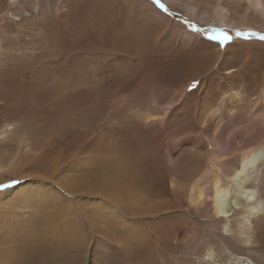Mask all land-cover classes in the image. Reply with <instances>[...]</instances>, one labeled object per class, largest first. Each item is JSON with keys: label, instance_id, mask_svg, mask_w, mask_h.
<instances>
[{"label": "rangeland", "instance_id": "obj_1", "mask_svg": "<svg viewBox=\"0 0 264 264\" xmlns=\"http://www.w3.org/2000/svg\"><path fill=\"white\" fill-rule=\"evenodd\" d=\"M171 1L0 0V73L13 70L15 62L19 66L29 61L35 67L36 63L41 69L46 67L44 72L50 77L53 68L47 63L62 71L58 75V98L51 102L47 99L44 104L51 107V111H60L63 119L50 120L49 113L40 114L38 108L42 103H27L22 114L13 119L8 109H0V192L22 182L30 184L31 180H18L16 174H20L23 167L22 177L34 173L55 182L62 171L60 184L74 194L73 211L66 202L61 207L58 204V210L49 202L44 208L40 204H21L30 217L37 216L36 222L55 216L61 218L66 231L74 233L66 246H47L51 254L66 257L65 260L56 258L55 264H201L194 250L200 248L207 237L216 244L223 240L219 242L221 246L222 242H233L231 234L217 228H212L213 234L209 236L208 223L201 214L196 219L188 217L187 212L180 210L179 203L185 190L208 169L207 152L211 148L199 149L202 144L208 145L202 132L208 122L213 121L211 130L214 132L210 130V135L216 141L222 137L232 142L234 138L239 139L244 130L252 128L254 113L251 110L257 108V120L264 118V40L260 38L264 36V23L253 16L245 22L248 27L241 30L224 27L217 24L216 12L210 6L200 8L197 15L191 16ZM230 18L239 20L236 15ZM224 48L230 49L229 57H239L219 67L216 57ZM244 49L249 51L245 53ZM13 84L18 86L14 80L10 89L0 87V105L5 103L2 94L12 96L14 93V100L20 97L15 91L18 87ZM45 84L44 89L49 90L58 86L52 82V77ZM236 92L242 95L241 105L230 103ZM52 103L55 105L51 106ZM225 107L229 112L220 110ZM38 144L42 150L34 147ZM72 146L75 149H71ZM135 165L143 174L134 175V181L149 180L151 184L144 183L149 188L156 185L153 181L157 175H164L167 195L161 199H171L172 183L181 189L180 193L174 192V204H177L173 212L153 218L159 222L167 216L174 219L170 222L164 250L154 241L151 228L141 224L137 233L130 231L131 226L124 230L121 213L112 209L107 216L109 231L114 228L109 237L100 227L95 230L88 227L87 219L92 218L90 201L95 206L100 201L95 198L89 201L92 196L81 193L95 188L100 181L94 179L106 173L121 180ZM262 192L255 189L254 195L262 197ZM231 198L230 193L228 199ZM103 207L106 206L100 208ZM0 210V215L5 213L3 207ZM233 220L234 216L229 218V226ZM176 223L184 224L179 236ZM2 225L5 223L0 221V227ZM39 230L38 233L42 231ZM125 231L133 234H125ZM43 232L45 229L40 234ZM237 246L235 255L246 257L241 264H252L254 251L246 244L237 243ZM138 247L143 251L136 256ZM126 248L134 255L126 254ZM214 251L213 259L205 256V264H236L237 260L234 263L222 248Z\"/></svg>", "mask_w": 264, "mask_h": 264}, {"label": "bare ground", "instance_id": "obj_2", "mask_svg": "<svg viewBox=\"0 0 264 264\" xmlns=\"http://www.w3.org/2000/svg\"><path fill=\"white\" fill-rule=\"evenodd\" d=\"M171 2L177 8L186 10L191 16L197 15L200 8L206 9L208 6H210L211 8H214L213 12H216L215 21H217V24L224 27L230 26L233 28H238L237 30H241L245 27H248V25H246L245 22L247 18L251 19L253 16H256L260 21V23H264V0H194L193 2H187V3L182 2L180 0H172ZM232 15L238 16L239 20L231 19L230 17ZM26 35L29 34L27 33ZM233 44H237V43L234 42ZM223 50L224 51L219 52L216 57V62L217 61L220 62L219 67L220 65L226 66L230 64L231 61H235L234 58L235 56L239 57V55H235L233 58H231L229 57L230 49L224 48ZM248 51L249 50L247 51L245 49L243 50V52L245 53ZM227 58L228 60L226 62ZM47 64L50 65L51 68H53V73L51 76L52 82H55L58 85L57 87L55 86L53 90H49L48 88L44 89L45 88L44 85H46L45 83L51 77L47 73H45L47 71V68L43 67V69H41L40 68L41 66H38L37 63L35 67V65L31 64L30 61L28 63L19 66H16V62H15V64L13 63L14 66L12 67L10 66L13 70L10 69L11 71L0 73V87L3 88L8 87L10 89V86L12 85V83H14V80H16V83H18V86L16 84H13V86L16 85V87H18V89L16 90L14 89V90L20 96V97L17 96L16 100H14L12 97L14 94L12 93L13 91L11 92L12 96L2 94L3 96L2 99L5 100V103L0 105V109L2 108L8 109L10 118L13 119L15 117H18L20 114H22V110L25 108L24 106L27 103L35 102L39 104L42 103L40 104L39 108L38 106L36 107L38 108L40 114L49 113L51 117L50 120L51 119L55 120L58 117L59 118L61 117L63 119L64 115L60 111H54V110L51 111L50 110L51 107L49 108L47 105L44 104L47 99L51 102L52 99L58 98L60 92L58 75L62 74V71H60L57 67H52L51 62ZM13 86L12 88H15ZM241 96L242 95L239 92L234 93V96L231 97L230 103L234 102L235 104L241 105ZM223 103H225V100ZM54 105L52 103L51 106ZM221 108L220 110L223 111V113L229 110V109L227 110L226 107L224 109ZM256 109L254 110L250 109L254 113L253 123H252L253 126L250 123L252 128L248 127L249 129H247L246 131L244 130L243 131L244 133L241 135L239 139L234 138L232 142H228L226 141V139L223 140L222 137L216 141L215 137L210 135L211 132H214L211 130V128L213 127L212 120L208 122L207 126H205L206 128L204 129V131H202L203 134L206 135V140L208 142V145L202 144L200 145L199 149L205 151L208 147L211 148L210 151L207 152L208 169L202 175H199V177L196 179L195 182H192V186L190 187L189 190H185L184 198L179 203L180 210H182V212L184 211L187 212L189 214L188 217L191 216L194 219H196V217L201 214V216L208 223L207 233L209 234V236L210 234H213L212 228H217L218 230L220 229V231L222 230L225 233L231 234L230 236L233 237L232 239L233 242H231V240H228V244L222 242L223 246H221L219 245V242L223 240L221 239L220 241L218 240L219 242L218 244H216L214 240L211 239L212 240L211 241L209 237H207L203 241L200 248L198 247L199 249L197 248L194 250L195 258L196 260H200L201 264H205L204 262V260H206L205 256L212 257L211 259L214 258L213 254L215 253L214 251L215 248L217 249L222 248V251L225 252L227 251L228 256L231 257L232 260H234V263L236 260H237L236 264L244 263L246 261L245 260L246 257L243 258L242 256L235 255L234 253L235 250L237 251L239 249L237 243L246 244L254 251L252 256V258L254 259L252 260L248 257L252 261V264H264V199H263L264 182H262L264 181V118L262 119L260 118L259 120L256 119L257 118L256 115H258ZM228 114L229 113H227V115ZM234 114L235 113H233V115ZM235 140L238 141L235 143ZM34 147L36 149H41V150L43 148L39 144ZM71 149H75V147L72 146ZM219 149L221 150V152H219ZM86 158L88 157L86 156ZM82 159L84 160V158ZM68 168L71 169V167ZM254 168L257 169L251 171ZM87 170L88 169H86V171ZM132 170L133 171H131V173L128 174L124 173L125 175L121 179L122 181L111 173L103 174L96 179L92 177L94 180L100 181V183L95 185V188L86 190L84 193L81 194H86L88 196L91 195L92 197L89 196L90 197L88 199L89 201L95 198L98 199L100 203L97 202L98 204L95 206V203L93 201H90L91 202L90 204L92 205L89 214L92 218L90 220L87 219V223L89 225L88 227L92 230H95L96 228L100 227L101 232L104 234L108 233L107 236L109 237V235L112 234L111 230H113L114 228H111L109 231V227H107V221L109 218L107 216L111 214V209H112L116 213H121L123 223L125 222L124 226H122L124 230L128 229V226H131L133 230L130 231H133V233H137L139 231V226H141V224H144V226L147 225L149 228H151V230H153L152 233H153L154 241L156 240V244H159V248L164 250L165 238L169 236L168 231L170 228V222H173L174 219L167 216L164 217L165 220L163 222H159V221H154L153 218L159 214H165V215L170 214L171 210L175 208L177 204V203L174 204V200H176L174 192H178V191L181 192V189H179L180 187H178L176 184L172 183L173 193L170 196L171 199L169 198L161 199L162 197L167 195L166 188L164 187L165 186L164 175L163 174L157 175V178L153 181V184L156 185L153 186L150 185L151 187L149 188V186L147 185L144 186L145 182L151 184V181L149 180L148 181L141 180L139 183H136L134 181L135 179L134 175L143 174V172H141L139 168L136 167V165ZM24 171L25 170L22 167L20 174H16L17 177L20 178V179L18 178V180L19 181H25L24 179L31 180L30 184L22 182V184L19 183L18 186L13 187L12 189H6L0 192V209L1 207L5 209L4 210L5 213L3 212L4 214L0 215V221L5 223V225H2L0 227L1 228L0 264H55L54 261L56 260V258H60V260H65L66 257L64 255L62 256L61 254H56V256L54 254H51L50 251H48L49 248L47 246L49 244L58 247L62 245L66 246L68 243L67 241L70 238V235L72 236L74 233L70 231L69 233L68 231H66L67 229L66 230L64 229L63 223L60 222L61 218H56L55 216H48L47 218H42L40 222H36L35 219L37 216L34 218L33 216L30 217V215L26 213L22 207L27 203L29 204V206L30 205L36 206V204H40L39 206L41 208H44L48 206L47 202H49V204L51 203L55 205L52 206V208L54 209L56 208V210H58L57 205L59 204V206L61 207V204L63 205L66 202V206L68 207V209H70V211H73V209H75L73 208L72 205L74 194H70L71 191L68 192L60 184V179L63 176L62 171L59 172V176L57 177L58 182H55L56 180H50V178H47L43 175L36 176V174L34 173L22 177L21 175L23 174L24 176L23 173ZM70 174L72 173L70 172ZM46 182L47 184L45 185L44 183ZM144 188L148 192L150 191V194H147L146 193L147 191L143 190ZM255 189H257L259 192L263 191L262 192L263 196L256 197L254 195ZM77 193H79V191H77ZM230 193L232 198L228 199ZM63 201L64 203H62ZM17 204L19 205L16 206ZM21 204L23 206H21ZM101 206H106V207L105 208L103 207V209H101L100 208ZM96 209L97 210L100 209L99 212H96ZM231 212L232 214H230ZM232 216H234V220L232 222V225L229 226L228 220ZM141 219H144L145 221L140 222ZM129 220L130 222H127ZM67 223H69V221ZM151 223H155V224H151ZM215 224L218 225V227H215ZM183 225L184 224H179V223L175 224L177 236H179L184 231ZM37 228L42 229V231L43 229H45V233L43 232L44 234H40L42 231L38 233L40 230L39 229L36 230ZM92 233L94 232L92 231ZM127 233L133 234L129 231L128 232L125 231V234ZM218 236L221 237V235ZM78 237H80V235ZM53 250L54 249H52V251ZM246 250L248 251V249ZM140 251L143 250L138 247L135 252V255L138 256V253ZM77 252L78 251H76V253ZM125 253L130 256L134 255V253L130 251L129 248L125 249ZM79 261L80 259H78L77 263H79ZM214 263L216 264V262Z\"/></svg>", "mask_w": 264, "mask_h": 264}, {"label": "snow or ice", "instance_id": "obj_3", "mask_svg": "<svg viewBox=\"0 0 264 264\" xmlns=\"http://www.w3.org/2000/svg\"><path fill=\"white\" fill-rule=\"evenodd\" d=\"M157 2H158V0H157ZM238 35H245L244 33H238ZM227 38V37H226ZM262 40H264V36H261L260 37ZM193 87H195V83L193 84Z\"/></svg>", "mask_w": 264, "mask_h": 264}]
</instances>
